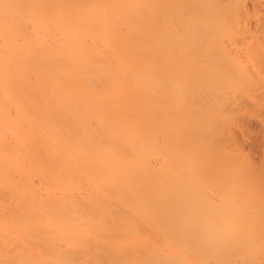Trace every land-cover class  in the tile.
I'll list each match as a JSON object with an SVG mask.
<instances>
[{
  "label": "bare ground",
  "instance_id": "bare-ground-1",
  "mask_svg": "<svg viewBox=\"0 0 264 264\" xmlns=\"http://www.w3.org/2000/svg\"><path fill=\"white\" fill-rule=\"evenodd\" d=\"M253 45L264 0H0V264H190L194 137Z\"/></svg>",
  "mask_w": 264,
  "mask_h": 264
},
{
  "label": "rangeland",
  "instance_id": "rangeland-1",
  "mask_svg": "<svg viewBox=\"0 0 264 264\" xmlns=\"http://www.w3.org/2000/svg\"><path fill=\"white\" fill-rule=\"evenodd\" d=\"M253 23L255 26L256 23ZM255 46L245 50L252 57L251 61L256 57V51H264L262 47L256 50ZM262 53L260 59H264ZM258 57L257 62L260 60ZM260 76V88L253 91L257 87L249 83L251 81L234 80L232 85L227 79L229 77L221 75L228 82L229 87L226 83L227 89L224 88L226 93L212 98L211 102L209 98L210 106L206 101V107L203 104L205 108L202 109L211 107L208 110L211 116L208 111L201 113L205 114L203 116L208 114L211 119L201 116L203 126L194 137L197 164L195 184H198L196 188L200 187L195 192L198 198L196 210L199 222L196 232L199 247L193 254H188L190 264H264V73L261 72ZM229 79L233 82L232 78ZM200 120L199 117L198 122ZM162 138L159 137L160 141L166 145L160 143L165 145V149L162 150V146L160 151L163 153L156 155L157 162L152 159L158 165L168 156L170 148L168 138ZM202 197L208 202L201 200ZM207 236L210 237L206 241ZM243 255L246 256L245 260ZM248 256L258 257L257 261H252Z\"/></svg>",
  "mask_w": 264,
  "mask_h": 264
}]
</instances>
